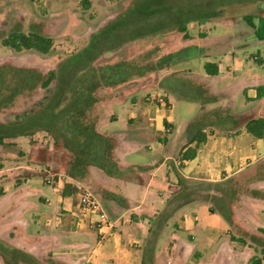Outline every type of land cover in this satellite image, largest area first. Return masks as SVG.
<instances>
[{
	"label": "rangeland",
	"instance_id": "rangeland-1",
	"mask_svg": "<svg viewBox=\"0 0 264 264\" xmlns=\"http://www.w3.org/2000/svg\"><path fill=\"white\" fill-rule=\"evenodd\" d=\"M136 1L0 0V68L15 73L17 86H29L0 110V168L14 165L25 168L1 172L0 179L20 178L26 183L29 178H45L46 183L47 175L56 172H68L85 181L91 179L88 175L90 165L74 157L52 131H19L11 126L17 116L35 111L39 116L49 115L52 107L59 105L67 95L82 91L83 86L89 91L87 102L76 106L79 98L85 96L82 91L76 96L74 111L65 118L69 129L71 126L77 129L69 130L68 134L77 137L78 147L86 141L100 143L108 137H100L99 130L104 134L120 132L122 135L125 131H164L173 133L178 139L186 133L181 140H188L193 131L186 132V127L191 118L201 116L202 101L171 94L176 107L175 131L173 124L165 125L163 121L158 128L157 120L153 118L160 106V93L180 86V81H188L189 70L197 76L208 77L214 90L222 93L221 97L208 102V108L230 105L234 113L249 111L245 105L243 83H264V0H242L220 8L217 15L205 19L190 18L210 14L200 8L182 18L180 25L185 31L166 18V29L134 38L141 31L157 28L160 23L157 16L146 19L144 25L128 24L119 30L113 29L91 43L95 33L123 17ZM223 1L230 3V0L220 3ZM216 3L217 11L220 4ZM14 33H18L20 43L11 40ZM33 34L50 37V49L38 47ZM24 36L29 39H23ZM30 42L33 46H27ZM174 54L181 57L171 60ZM233 54L244 58L245 66L240 71L224 68ZM207 62L220 66L218 75L207 74ZM52 71L55 74L50 86H41L42 80ZM177 77L179 82L175 80ZM47 100L49 109L41 110ZM164 107L167 108L168 103ZM62 111L66 112L65 109ZM129 114L136 115L125 120L123 116ZM221 122L230 124L231 120ZM28 127L23 125L21 129ZM236 133L239 132L233 134ZM49 136L53 141L50 144L47 143ZM153 143L142 136L127 141L122 139L118 148L119 159L123 160L119 172L111 174L110 178L97 168L92 173L111 182L108 186L113 191H106L104 202L109 212H113L114 207L124 206L135 207L133 211H138L136 234L143 256H152L154 264H251L252 257L262 254L264 245V232L260 230L264 228V162L250 163L241 172L214 182L184 178L176 170L173 176L183 179L171 181L169 185L168 164L159 169L157 163L165 151L149 149L147 146ZM130 146L134 149H129ZM171 154L172 158L167 161L174 163V158L179 159V151ZM124 162L140 163L145 168L131 170ZM73 163L87 171L79 174L71 170ZM154 172L160 180L153 187L156 190L150 191L154 195L143 202H136L137 195H134L135 199L129 197L127 181L135 179L147 184L148 177ZM224 173L227 175L226 171ZM84 186L93 191L90 184ZM68 187L73 189L71 185ZM83 187L74 188L77 198ZM27 188L32 193L27 197L29 206L23 216L28 220V229L36 234L43 232V228L32 220V212L37 206L46 207L39 197L41 192L50 193L51 184L28 183ZM189 197L197 199L169 215L175 204ZM202 203L213 205L232 221L228 230L210 235L202 214L200 223L193 224L191 212L198 211ZM138 204L141 206L136 207ZM232 235L244 237L248 244L232 240Z\"/></svg>",
	"mask_w": 264,
	"mask_h": 264
},
{
	"label": "crops",
	"instance_id": "crops-1",
	"mask_svg": "<svg viewBox=\"0 0 264 264\" xmlns=\"http://www.w3.org/2000/svg\"><path fill=\"white\" fill-rule=\"evenodd\" d=\"M180 57L174 54L171 55V60ZM244 66V58L233 54L224 68L229 71H240ZM217 67L219 73L220 66L217 65ZM188 73L190 74L187 75L189 76L188 81H180L182 84L174 86L175 90L168 88L167 91L160 93L167 99L168 107L165 108L164 104H160L156 109L157 115L153 119L157 120L158 128L163 121L165 125L173 124L175 131L176 107L171 94L178 98L202 101L204 105L202 111L205 113L200 117L199 127L206 132L207 139L200 144L194 158L182 160L179 155V159L174 158V163L167 161L172 158L171 153L176 150L180 153L182 149H186L189 139L196 131V127L191 125L194 117L190 119L186 127V132L193 131L186 141L181 140L186 133L178 139L173 137V133L169 134L164 131H125L122 135L120 132L104 134L99 130L97 131L99 136H108L105 139L102 137L103 141L107 140L112 143L113 156L109 158L111 164L104 165L102 162L100 165L90 166L88 175L91 179L89 181L68 172H56V175L62 177L61 180L57 181L55 185H51L50 193H40L39 199L46 207L37 206L36 211L32 212V220L42 226L43 232L32 233L28 229V220L24 218L23 213L29 206L27 197L32 193L27 188V184L42 186L47 183H44L45 178H29L26 183L20 178L8 181L0 179V237L36 256L45 264H143V253L138 248L139 239L136 234L138 222L135 217L138 211H133L135 207L124 206V208L114 207L113 212H109L104 202L106 191H113L112 187L108 186L111 185V182L107 180L108 178L102 179L98 175H92L96 168L103 171L109 178L111 174L119 172L120 164L123 163V160L118 156V148L122 139L127 141L142 136L154 141L152 145L147 146L149 149H163L165 154L157 160V163H159V169L164 164H168L166 172L169 185L171 181L178 182L179 180L177 175L173 176V172L176 170L184 178L214 182L241 172L250 163L264 162V138H257L246 127L249 120L264 116V95L258 96V87L264 83L249 84L250 82L245 81L242 85L245 105L250 109L247 112L234 113L235 111L230 105L208 108V102L221 97L222 93L214 90L208 77L197 76L191 70ZM218 73L212 75L207 72L209 76H216ZM175 80L179 82L180 79L177 77ZM135 115H124L123 118L127 120L128 117L131 118ZM227 119H230L231 123L222 124L221 121ZM237 131L239 133L234 135L233 133ZM51 139L52 136L47 138L48 144L53 142ZM103 141L100 143L104 144ZM191 145L194 146L195 142ZM103 149L102 145L101 150L103 151ZM129 149L134 148L130 146ZM124 164L131 170L145 168L140 163L124 162ZM238 165L240 167L237 168ZM20 168L25 167L23 165L7 166L0 168V173ZM90 181L96 185L93 186ZM87 183L93 187V192L102 201L108 215V222L105 224L87 222L81 227H77L75 224V213L78 208L76 189ZM144 183L135 179L127 181L126 188L129 197L133 198L134 195H137L136 202H143L147 197L154 195L150 191L156 190L153 188L154 185L160 183L158 173L154 172L148 177L147 184ZM65 185H71V188L76 187V189H74L75 191L72 189L71 193L64 194ZM140 206L138 204L136 207ZM191 214L195 226L200 223V215H203L210 235L218 234L229 228V222L220 213L211 212L210 206L206 203H202L198 207V211H192ZM212 239L216 240L214 237ZM0 262L5 264L1 256Z\"/></svg>",
	"mask_w": 264,
	"mask_h": 264
},
{
	"label": "trees",
	"instance_id": "trees-1",
	"mask_svg": "<svg viewBox=\"0 0 264 264\" xmlns=\"http://www.w3.org/2000/svg\"><path fill=\"white\" fill-rule=\"evenodd\" d=\"M222 0H137L131 8L124 14L123 17L113 20L109 22L104 28H102L99 32L95 33L93 36V40L91 43L96 42L100 39L101 36H104L105 34L111 32L113 29H118L121 26H127L128 24H138V25H144L146 19L151 17H157L160 18V23L155 29H151V31H141L138 35H136L134 38H138L140 36L149 34V33H155L160 32L163 29H166L168 26L165 22V19H170V22L176 23L177 26H179L180 30L185 31V28L180 25L183 21L182 18L185 17V15H188L191 12H195V10H200V8L206 9L210 14L206 17H200V16H190L192 19H205L212 15L219 14L220 8H224L226 6L240 3L242 0H230V3L224 4L225 1L220 3ZM217 2V3H216ZM220 4L219 7H214V5ZM167 15V16H166ZM163 19L164 21H162ZM250 23L254 24L252 19H248ZM18 33H14L11 37V40L14 42L20 43L18 40ZM36 37L37 40V46L43 48L44 50H49L52 46V39L47 36L39 35V34H33ZM185 37H188V35L185 33ZM23 39H29L27 37H23ZM27 46H33L31 42ZM206 71L209 74L215 75L218 73V67L216 64L207 62L205 64ZM54 72L48 73V84L51 82V80L54 77ZM178 74H181L178 73ZM183 74V73H182ZM259 92L258 96L261 97L264 95V85H261L258 87ZM172 90H175L173 88ZM204 111L201 112V116L204 115ZM201 116L195 117V119L192 121L191 125H194L196 127V131H194V134L191 136L187 143L186 149H182L179 153L180 158L182 160L184 159H191L196 156L197 150L200 146V144L207 139V134L205 131L201 129ZM246 127L254 136L257 138H264V116L257 117L249 120L246 123ZM2 142V137H0V143ZM195 142V145L192 146L191 144ZM180 176V175H179ZM183 178L180 176L179 180H182ZM70 185H66L64 188V194L71 193V189H69ZM93 188V187H92ZM197 198L189 197L185 199L184 201H181L170 210V213H173L176 209L183 206L184 204L196 200ZM210 211L213 213H220L229 223H232V221L227 218L220 210H217L213 207V205L210 206ZM262 232H264V228H260ZM232 240L238 241L241 244H248V241L244 237H237L235 235H232ZM262 254L256 255L252 257L251 264H264V245L261 250ZM0 256L5 264H45L41 260H39L36 256L24 251L23 249L19 248L9 240L0 237ZM143 264H154L153 257H148L147 255L143 256Z\"/></svg>",
	"mask_w": 264,
	"mask_h": 264
},
{
	"label": "flooded vegetation",
	"instance_id": "flooded-vegetation-1",
	"mask_svg": "<svg viewBox=\"0 0 264 264\" xmlns=\"http://www.w3.org/2000/svg\"><path fill=\"white\" fill-rule=\"evenodd\" d=\"M15 73L8 72L6 69L0 68V110L6 108L7 104L9 103L10 99H14L16 95L24 91L25 88L29 87L27 85H22L20 84L19 86L16 85V79H15ZM15 79V80H14ZM48 75L42 80L41 86L43 87H49L51 82L48 84ZM16 82V83H15ZM15 83V86H12V84ZM21 83V81H20ZM81 87V86H80ZM84 86L82 87V91H84L85 96L82 98L80 97L79 101L76 102V96L81 94L82 91H77L73 95H67L68 97L64 98L61 100V103L59 105L52 107V112L47 115H38L39 112L35 111V113H28L25 116H17L16 119L12 122L15 129L19 131H38L41 129H46L47 131H52L54 136L57 139H61L64 145L68 149L71 150L72 154L74 157H77L82 162H85L86 164H89L90 166H95L96 164L100 165L102 162L104 165L111 164L109 161L110 157H112V147H111V142L110 141H103L104 144H101L99 142H94L88 143L87 141L85 144H82V146L78 147L76 145V138L75 136L69 135L68 131H75L77 130L75 127H70L69 129L66 125L65 118L68 119V115L74 111V108L81 104L82 102H87L88 99V92L83 89ZM12 102V101H10ZM77 103V105H73L74 103ZM49 101L47 100L46 104L40 108L41 110L43 108H48L49 109ZM67 108V109H66ZM39 109V110H40ZM66 110V112L62 110ZM61 112V113H60ZM84 115L83 113H81ZM43 116V118H41ZM44 120L43 122H40L41 120ZM38 123V124H37ZM23 125H28V128L21 129V126ZM0 126H2V123H0ZM1 137V135H0ZM104 147L103 151L101 150V147ZM106 163V164H105ZM81 166L78 163H73L71 164V170H75L77 173H83V171H87V169ZM84 174V173H83Z\"/></svg>",
	"mask_w": 264,
	"mask_h": 264
},
{
	"label": "built area",
	"instance_id": "built-area-1",
	"mask_svg": "<svg viewBox=\"0 0 264 264\" xmlns=\"http://www.w3.org/2000/svg\"><path fill=\"white\" fill-rule=\"evenodd\" d=\"M153 96V94H152ZM160 104H167L164 96L159 97ZM61 176L49 173L46 177V182L55 185L57 181L61 180ZM83 187V186H82ZM80 187V188H82ZM78 208L75 213V224L81 227L87 222L107 223L108 215L103 206L102 201L98 195L87 187H83L82 191L78 193ZM94 218H96L94 220Z\"/></svg>",
	"mask_w": 264,
	"mask_h": 264
}]
</instances>
